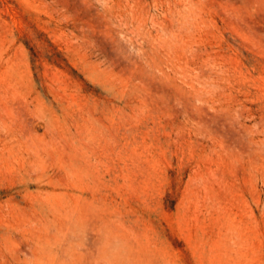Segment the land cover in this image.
Returning a JSON list of instances; mask_svg holds the SVG:
<instances>
[{
  "label": "rangeland",
  "instance_id": "rangeland-1",
  "mask_svg": "<svg viewBox=\"0 0 264 264\" xmlns=\"http://www.w3.org/2000/svg\"><path fill=\"white\" fill-rule=\"evenodd\" d=\"M0 264H264V0H0Z\"/></svg>",
  "mask_w": 264,
  "mask_h": 264
}]
</instances>
